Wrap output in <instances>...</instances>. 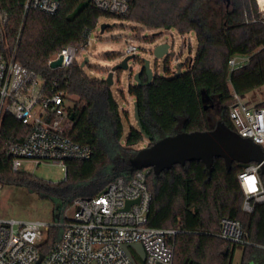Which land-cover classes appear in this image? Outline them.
<instances>
[{
  "label": "trees",
  "instance_id": "trees-1",
  "mask_svg": "<svg viewBox=\"0 0 264 264\" xmlns=\"http://www.w3.org/2000/svg\"><path fill=\"white\" fill-rule=\"evenodd\" d=\"M24 1L0 0L6 16L5 45L0 50L12 49L20 34L16 60L75 102L70 111V138L90 146L93 156L88 161H67L65 180L58 184L13 173L8 146L22 142L29 129L5 113L0 122V185L23 187L49 199L58 220L77 198L96 196L117 178H130L137 171L131 160L141 151L133 147L144 141L132 128L124 146L121 144L122 116L106 80L89 78L78 62L66 68L48 66L63 48L85 44V31L94 30L101 17H118L139 25V29L195 34L197 51L185 73L154 77L150 85H146L144 74L141 86L129 87L143 129L152 137L148 146L180 132L213 129L215 125L204 109L207 98L208 106L219 108L217 119L234 130L228 115L232 90L246 98L264 86V21L259 20L256 0H134L124 16L101 12L91 0H61L54 15L30 11L24 16ZM235 56H247L249 63L230 72L228 62ZM244 169L234 163L228 172L223 160L215 159L211 169L193 162L160 176L148 170L147 185L152 193L148 226L178 230L174 264H232L237 248L242 250L240 264H264V203L256 205L252 214L243 210L238 175ZM224 218L243 225L247 244L218 237ZM61 233L60 228L50 229L42 246L44 254Z\"/></svg>",
  "mask_w": 264,
  "mask_h": 264
},
{
  "label": "built area",
  "instance_id": "built-area-1",
  "mask_svg": "<svg viewBox=\"0 0 264 264\" xmlns=\"http://www.w3.org/2000/svg\"><path fill=\"white\" fill-rule=\"evenodd\" d=\"M101 12L126 15L134 0H91ZM57 0H25L24 16L30 11L54 15L59 9ZM6 16L0 6V47L5 45ZM91 30L84 33L86 43L77 48L67 46L52 57H62V67L77 62L79 53L89 44ZM12 49L0 50V122L2 116L12 115L29 131L22 142L8 146L11 169L18 173L22 162L35 165L52 163L67 172V161H88L93 156L90 146L80 145L70 138L73 127L71 109L75 102L46 79L27 69L16 60L17 43ZM136 47L129 45L126 55ZM249 63L247 56H235L228 62L230 72ZM55 85V84H54ZM228 115L234 130L250 139L264 152V106H249L232 90ZM261 165L252 163L238 175L244 201L243 210L252 214L256 205L264 203V182ZM149 169L137 170L130 178L119 177L98 195L77 198L75 212L53 224L42 221L18 222L0 219V264H174L176 229L148 226L152 193L147 185ZM2 186L0 185V190ZM125 210L128 201H136ZM52 228L62 229L59 240L46 254L42 246ZM218 237L237 245H245V230L239 221L224 218ZM142 246L143 260L132 247ZM128 247L130 256L124 247ZM43 259L40 261V257Z\"/></svg>",
  "mask_w": 264,
  "mask_h": 264
},
{
  "label": "rangeland",
  "instance_id": "rangeland-1",
  "mask_svg": "<svg viewBox=\"0 0 264 264\" xmlns=\"http://www.w3.org/2000/svg\"><path fill=\"white\" fill-rule=\"evenodd\" d=\"M256 4L259 20L264 21V0L263 3L256 0ZM102 25H107L104 31H102ZM139 28V25L118 17L103 16L99 19L97 27L91 31L86 49L80 52L77 58L79 64L86 58L88 59V63L83 69L89 78L106 80L111 69L128 56L126 55L127 47L129 45L136 47L137 51L133 54L136 58L128 61L129 69L114 73L113 85L110 86L122 116L123 138L121 144L123 146L131 129L138 130L134 118L135 98L130 95L129 87L137 84L134 81V75L139 71L141 64L144 61H149L154 77L172 78L177 73L178 64H184L181 69L182 73L187 71L188 65H191L197 51L194 33L181 36L175 30ZM152 38H154L153 41L150 40ZM159 44L169 45L170 52H174L176 55L173 60H168L169 72L166 71L167 61L165 59L157 60L153 55L154 48ZM110 54H118V57H106ZM244 99L249 106L264 103V86ZM213 123L216 125V122ZM149 143L144 138V141L134 146L133 149L136 151L145 149ZM20 171L52 184L62 182L66 176L61 166L46 162L35 165L33 162L24 161ZM74 212L75 208L72 207L66 211L68 217H72ZM57 218L54 205L49 199L31 193L23 187L5 186L0 190V219L18 222L42 221L53 224L58 220ZM241 257L242 250L237 248L232 264H240Z\"/></svg>",
  "mask_w": 264,
  "mask_h": 264
},
{
  "label": "water",
  "instance_id": "water-1",
  "mask_svg": "<svg viewBox=\"0 0 264 264\" xmlns=\"http://www.w3.org/2000/svg\"><path fill=\"white\" fill-rule=\"evenodd\" d=\"M61 1V0H57ZM107 25H102V31L105 30ZM153 55L157 60H173L175 53L170 52V47L167 44H159L153 50ZM135 55H129L123 59L119 64L115 65L108 74L106 79L109 86L113 85L114 73L121 70H128V61L135 59ZM88 63L86 58L80 67L84 68ZM184 64L177 65V73H181ZM51 69H58L62 67V57L51 62ZM146 75V85H150L154 79V73L150 67L149 61H144L140 69L134 75L136 86H141V76ZM209 98L205 100L204 109L213 107V104L208 106ZM134 118L138 127V131L149 142L152 137L143 129L137 102L134 104ZM73 121V116L71 115ZM215 159H222L226 170L229 172L234 163L239 164L242 168H246L252 163L261 165L260 174L264 177V152L262 148L253 143L250 139L242 138L235 131L231 130L225 123L219 121L216 126L207 131H194V132H180L170 135L154 142L147 148L142 149L131 160V165L136 170L150 169L155 176H160L163 172L172 170L176 166L185 167L188 163L202 162L207 169L213 167ZM136 201H128L125 210H129L130 206ZM139 256L144 260L145 253L141 245L135 244L132 246ZM128 256H130L128 247H124ZM43 255L40 257V261Z\"/></svg>",
  "mask_w": 264,
  "mask_h": 264
},
{
  "label": "flooded vegetation",
  "instance_id": "flooded-vegetation-1",
  "mask_svg": "<svg viewBox=\"0 0 264 264\" xmlns=\"http://www.w3.org/2000/svg\"><path fill=\"white\" fill-rule=\"evenodd\" d=\"M208 110V112H209V116H210V119H211V121H212V123L213 122H216V124L219 122V120L217 119V118H219V113H220V111H219V108L218 107H216L214 104H213V107L211 108H209V109H207ZM216 126V125H215Z\"/></svg>",
  "mask_w": 264,
  "mask_h": 264
},
{
  "label": "bare ground",
  "instance_id": "bare-ground-1",
  "mask_svg": "<svg viewBox=\"0 0 264 264\" xmlns=\"http://www.w3.org/2000/svg\"><path fill=\"white\" fill-rule=\"evenodd\" d=\"M260 3H263V0H259Z\"/></svg>",
  "mask_w": 264,
  "mask_h": 264
}]
</instances>
